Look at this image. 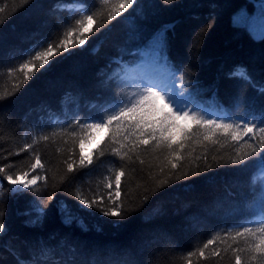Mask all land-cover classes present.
Segmentation results:
<instances>
[{
	"label": "trees",
	"instance_id": "16d2710c",
	"mask_svg": "<svg viewBox=\"0 0 264 264\" xmlns=\"http://www.w3.org/2000/svg\"><path fill=\"white\" fill-rule=\"evenodd\" d=\"M255 1L139 0L109 21L118 0H0V168L5 170L0 172V264H235L237 248L244 249L238 253L244 264H257L247 251L251 237L231 239L244 226L264 224V167L251 157L231 163L248 156L255 141L246 136L235 142L218 132L212 143L193 126L191 139L179 149L178 169L169 165L161 173L167 150L152 143L115 155L114 130L104 128L91 156L83 153L92 163L80 166V139L87 137V145L96 130L88 135L76 123L106 120L133 98L141 85L126 76L143 61L152 64L157 80L170 73L181 87L173 96L191 107L203 106L229 123L259 115L264 40L233 22L238 9L253 10ZM85 14L96 22L85 21L82 28L77 21ZM89 27L93 30L85 32ZM157 33L166 37L163 47L154 42ZM61 40L67 50L56 47ZM49 45L54 54L43 66L34 61L25 82L19 65ZM238 68L257 87L231 77ZM37 155L43 169L33 170ZM121 170L122 215L105 216L102 209L112 206L108 194L114 197ZM173 171L183 178L172 176L158 186ZM5 175L25 183L34 175L43 179L23 189ZM13 187L20 192H10ZM78 195L95 206L81 203ZM37 207L46 215L34 223ZM61 209L71 213L70 223ZM209 239L214 243L201 257L199 249Z\"/></svg>",
	"mask_w": 264,
	"mask_h": 264
},
{
	"label": "snow or ice",
	"instance_id": "6c2138e0",
	"mask_svg": "<svg viewBox=\"0 0 264 264\" xmlns=\"http://www.w3.org/2000/svg\"><path fill=\"white\" fill-rule=\"evenodd\" d=\"M171 0H164V3H170ZM104 3L107 4L108 0H104ZM139 0H118V3L113 6L112 11L107 16L109 21L113 20L115 16L121 15L127 9L138 5ZM4 11L3 8H0V13ZM261 28L259 31V37L261 40H264V4L261 7L260 13ZM87 21L89 25H93L96 21L93 15L85 14L81 20L77 21V24L83 28L84 22ZM2 23V21H0ZM93 29L91 27L84 28L85 32H91ZM69 36L72 35V32L68 33ZM86 39V38H85ZM85 39H80L79 43L84 44ZM154 42H158L161 47L166 43V37L160 33L154 34ZM57 48H64L67 50L68 44L65 40H61ZM54 54L53 46L49 47L44 51H36L35 55L31 57L27 62L21 63L19 65V70L23 72V79L26 82L30 79V74L34 73L36 64L34 61H39L40 66L47 64L49 57ZM166 59V57H161ZM26 70V71H25ZM231 77L240 78L253 87H257L251 78L246 74V70L243 68H238L237 70L230 73ZM177 85L174 84L173 88ZM260 92L264 94V86L260 87ZM159 103V106L157 102ZM241 104H243V99L240 98ZM164 109H168L167 112ZM177 121L187 122L186 126L177 123ZM81 130H88V135H91V131L99 130L102 128H108L110 131H113L111 136V143L114 146L112 151L115 155H120L122 149H128L129 152L136 151L141 145L149 146L152 143L161 150H167L168 155L165 157V164L161 167V173L164 172V169L170 165L171 170H177L179 167V162L182 159V153L179 149L185 147V141L191 139L194 132V127L196 129L203 130V140L215 143L213 139L217 136L219 132L226 139L231 138L232 141L239 142L244 139V137H249L250 140L255 141V144H249L248 146L252 149L251 153L248 156H243L240 160H232L233 164H242L244 160L253 159V163L260 164L264 167V110H261L259 115L253 116L251 120L241 117V123H227L223 120H217L212 118H206L205 116L197 113L196 111H187L179 107L173 99L172 95L165 94L158 87L153 86L150 83H143L140 87L138 93L133 94V98H130L128 102L119 106L118 110H114L111 115L107 117L106 120H92V121H77L76 122ZM47 139V137H44ZM87 137L80 139L81 146V155L79 164L84 166L85 161L92 163L91 153L89 157L83 155V146L84 141ZM103 143V142H102ZM119 143V148H116L115 145ZM247 143V142H246ZM131 145V147H129ZM27 147H31L28 145ZM257 150L259 153L257 154ZM74 151V150H73ZM239 154V153H238ZM199 159V157H197ZM143 163V161H141ZM33 170L40 168L43 169V165L37 155L35 163L31 165ZM67 170L69 173L73 172L74 167L73 163L67 164ZM4 168H0V172H4ZM196 173L193 172V175ZM24 177L28 176V173L25 172L22 174ZM125 175L123 170L119 171L115 175V184L116 190L114 197L109 193V197L112 201L111 207H104L103 214L105 216H120L122 215L121 208L122 204L119 202L121 197V177ZM187 175V172L184 173V176ZM172 176H175V179H182L183 176L177 175L175 171L171 172L167 179L161 180L158 182V186L166 184ZM5 178L8 182L13 185H22L23 189H28L30 186H34L37 183V180L43 179V176L34 175L31 179H28L25 183L20 176L5 175ZM107 187L111 188L109 183ZM264 188V184H262ZM12 193H19L20 189L13 187L9 190ZM77 199L81 200V203L87 205L88 207L95 206V201L89 202L87 199H84L77 196ZM264 199V198H262ZM37 213L36 220L34 223H39L42 221L46 212L44 208L37 207L35 209ZM62 214H64L68 222L70 223L73 217L67 209H61ZM264 213V210H262ZM4 230V225L0 223V231ZM238 237H251V242L248 243L247 251L250 253L249 259L256 260L257 264H264V224H261L259 227H243V231H236L234 235L231 236L233 241H236ZM214 243V239H209L207 243L203 245V248L199 249V254L201 257L205 255V249L209 245ZM235 255V264H244L239 252L244 251V249H234ZM217 252H214L213 255H217ZM189 255H195V253H189ZM23 264V262H21Z\"/></svg>",
	"mask_w": 264,
	"mask_h": 264
},
{
	"label": "rangeland",
	"instance_id": "374dc122",
	"mask_svg": "<svg viewBox=\"0 0 264 264\" xmlns=\"http://www.w3.org/2000/svg\"><path fill=\"white\" fill-rule=\"evenodd\" d=\"M262 4H264V0H256L255 1V8L253 10H250L247 6H243L240 9H238L234 15H233V22L236 25H243L246 26L250 32L253 34V36L259 37V31L261 28V20H260V13H261V7ZM130 72L127 74L126 77H128L130 80H132L134 83L139 84L142 86L143 83H150L155 87H158L160 90H162L165 94L172 95V90H180L181 87L177 83L171 82V75L169 73H165L160 79H155L156 71L153 69L152 64L149 61H143L138 63L137 65L129 68ZM174 84L177 86L173 88ZM174 102L181 108L187 110V111H196L197 113L205 116L206 118H212L217 120H223L224 122L229 123L230 119L227 117L214 113L210 110L205 109L203 106H196L191 107L189 103L184 101L183 99H177L173 96ZM159 101L157 102L159 106ZM182 123L187 124V122L180 121ZM104 132V128L96 130L94 137L92 138V141L89 143H98L100 142L102 138V134ZM85 150V154H88V149Z\"/></svg>",
	"mask_w": 264,
	"mask_h": 264
},
{
	"label": "bare ground",
	"instance_id": "6f19581e",
	"mask_svg": "<svg viewBox=\"0 0 264 264\" xmlns=\"http://www.w3.org/2000/svg\"><path fill=\"white\" fill-rule=\"evenodd\" d=\"M87 147H89L88 149H89V151H88V154L91 152V150H92V143H88L87 145H85L84 147H83V153L85 154V150H87ZM87 154V155H88Z\"/></svg>",
	"mask_w": 264,
	"mask_h": 264
}]
</instances>
